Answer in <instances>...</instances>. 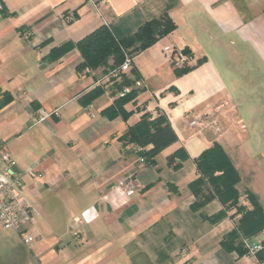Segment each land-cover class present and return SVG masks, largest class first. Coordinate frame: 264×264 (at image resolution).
Returning a JSON list of instances; mask_svg holds the SVG:
<instances>
[{
    "label": "crops",
    "instance_id": "0c3cea01",
    "mask_svg": "<svg viewBox=\"0 0 264 264\" xmlns=\"http://www.w3.org/2000/svg\"><path fill=\"white\" fill-rule=\"evenodd\" d=\"M0 5V140L23 177L36 234L26 246L1 230L0 264H130L129 253L136 264H256V256L219 246L236 208L213 198L193 211L188 185L199 176L196 159L218 143L239 176V203L250 207L249 192L264 212V0ZM163 13L175 30L130 55L128 71L109 80L111 60L77 71L75 43L96 28L120 31L133 16L135 29ZM185 50L191 59L176 63ZM124 78L135 93L123 106L128 117L110 118L104 110ZM145 115L163 116L177 137L150 164L120 140ZM202 115L216 119L220 132L190 125ZM130 175L140 187L128 195L121 185ZM222 210L223 219L209 220ZM263 240L264 230L249 242Z\"/></svg>",
    "mask_w": 264,
    "mask_h": 264
},
{
    "label": "trees",
    "instance_id": "16d2710c",
    "mask_svg": "<svg viewBox=\"0 0 264 264\" xmlns=\"http://www.w3.org/2000/svg\"><path fill=\"white\" fill-rule=\"evenodd\" d=\"M175 28L176 25L166 13L139 25L131 37L123 36L119 38L106 25H101L75 43L81 56L77 71L106 67L110 60L109 69H115L122 64L125 53L133 56L152 46ZM184 54H188V52L185 50ZM201 60H198L197 64L202 62ZM188 70H190L188 66L181 68L182 73ZM129 84V80L124 78L118 84L117 90L120 91ZM100 93H102V90H94L91 97L94 98ZM134 95L135 93L130 91L118 97L114 100L113 106L105 109L104 113L110 118L121 116L126 120L128 113L123 106L133 99ZM120 140L123 141L124 145L133 144L140 148L137 156L143 158L145 164H150L153 163L155 155L174 143L177 137L169 122L163 116L149 120L148 116L145 115L134 125L128 126ZM195 163L199 176L188 185L196 198L191 205V209L199 211L213 198H217L225 210L235 207L236 212L234 215H238V218L235 220L233 229L223 236L219 246L225 252H236L239 257L246 255L245 241L250 240L264 230V212L262 208L249 192L246 199L250 207L239 203L240 195L236 189L239 176L227 154L218 143H214L212 147L204 150ZM224 217L225 211L222 210L212 218L206 217V219L215 223ZM261 246L262 249L255 255L256 264H263L264 262V240L261 242Z\"/></svg>",
    "mask_w": 264,
    "mask_h": 264
},
{
    "label": "built area",
    "instance_id": "2783aa9c",
    "mask_svg": "<svg viewBox=\"0 0 264 264\" xmlns=\"http://www.w3.org/2000/svg\"><path fill=\"white\" fill-rule=\"evenodd\" d=\"M0 10L2 6L0 5ZM190 56L184 53H177L175 61L176 63L184 64L190 60ZM130 56L124 54V60L122 64L109 71L107 77H118L123 72H126L130 68ZM135 86L141 87L140 81L135 82ZM130 92V87H124L119 96H123ZM44 115L41 119H44ZM191 126H198L201 128H212L215 132H220L221 128L216 119L206 116H196L191 122ZM140 148H135V153H138ZM140 163H145L143 158L138 157ZM14 165L12 156L6 148L5 142L0 140V230L14 231L16 232L21 242L30 246L36 238L34 231L28 228L33 221L32 209L22 193V175L14 172L12 167ZM126 194H132L140 186L136 181L134 175H130L121 185ZM245 247L247 248V254L255 256L258 251L262 249L261 243L251 244L249 240L245 241Z\"/></svg>",
    "mask_w": 264,
    "mask_h": 264
},
{
    "label": "rangeland",
    "instance_id": "374dc122",
    "mask_svg": "<svg viewBox=\"0 0 264 264\" xmlns=\"http://www.w3.org/2000/svg\"><path fill=\"white\" fill-rule=\"evenodd\" d=\"M136 20H134V18H133V16H129V17H127V18H125V19H123V20H121L120 21V28H119V30L120 31H118V28L115 30V28L113 27V26H107L112 32H114L119 38H121V37H123V36H132V34L137 30V28H135V29H133V26L135 25V22ZM133 30H135V31H133ZM119 32H121L122 34H120ZM128 56H130V54H127ZM108 66V65H107ZM106 66V67H107ZM103 67V66H102ZM109 67H107V71H106V74L105 75H108V73H109V71H111V69H108ZM109 78V80L110 79H114L113 78V76H109L108 77ZM249 204V203H248ZM245 206H246V204H244ZM250 206V205H249ZM0 232H1V230H0ZM9 235H11L13 238H16V235H14L13 233H8ZM16 242H18L17 240H16ZM134 256L135 255H133V254H130L129 253V258H130V260H129V263L130 264H136L137 262L135 261V259H134Z\"/></svg>",
    "mask_w": 264,
    "mask_h": 264
}]
</instances>
